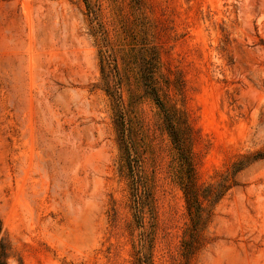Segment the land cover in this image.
Here are the masks:
<instances>
[{
	"label": "rangeland",
	"instance_id": "1",
	"mask_svg": "<svg viewBox=\"0 0 264 264\" xmlns=\"http://www.w3.org/2000/svg\"><path fill=\"white\" fill-rule=\"evenodd\" d=\"M145 71L198 183L264 151V0H0L5 264H135L146 239L181 264L184 169ZM238 180L192 264H264V158Z\"/></svg>",
	"mask_w": 264,
	"mask_h": 264
},
{
	"label": "trees",
	"instance_id": "2",
	"mask_svg": "<svg viewBox=\"0 0 264 264\" xmlns=\"http://www.w3.org/2000/svg\"><path fill=\"white\" fill-rule=\"evenodd\" d=\"M143 77L146 80V91L153 95L156 103L163 111L166 120H168L170 135L172 136L175 147L179 152V158L184 169L182 190L190 224L188 232H186L181 241V255L183 257L181 264H192L194 256H196L206 244L203 240V230L212 217L215 206L225 198L230 190L240 185L238 174L254 161L264 158V151H259L254 154H243L238 159L234 160L225 170L217 171L211 181L207 183H198L195 176L193 158L188 150L186 142L188 137L184 133V128L178 126L179 124H182V122H180V119L177 116L178 114L175 112V108L161 99L159 88L153 81V74H149V72L145 71ZM136 181L137 180L135 179L133 182L136 183ZM135 191H138V186L135 187ZM145 194H149L147 189H145ZM147 202L149 203L147 197L141 201L137 199L136 207L138 213L136 215L138 220L139 217H142L140 213H144V208L148 204ZM1 228L2 225L0 221V231ZM146 241H148V246H146ZM151 244V239L145 240L142 248L136 254L135 264H154L153 255L151 254L152 252L147 251L149 247L151 248ZM2 246L3 245L0 244V264H5L2 258L5 252Z\"/></svg>",
	"mask_w": 264,
	"mask_h": 264
}]
</instances>
